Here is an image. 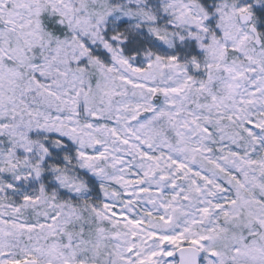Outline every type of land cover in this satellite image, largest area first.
<instances>
[{"label":"rangeland","instance_id":"1","mask_svg":"<svg viewBox=\"0 0 264 264\" xmlns=\"http://www.w3.org/2000/svg\"><path fill=\"white\" fill-rule=\"evenodd\" d=\"M261 1L0 0V264H264Z\"/></svg>","mask_w":264,"mask_h":264},{"label":"water","instance_id":"2","mask_svg":"<svg viewBox=\"0 0 264 264\" xmlns=\"http://www.w3.org/2000/svg\"><path fill=\"white\" fill-rule=\"evenodd\" d=\"M175 256L178 264H201L204 257L203 251L196 246H183L176 250ZM14 264H39L36 260H26Z\"/></svg>","mask_w":264,"mask_h":264},{"label":"flooded vegetation","instance_id":"3","mask_svg":"<svg viewBox=\"0 0 264 264\" xmlns=\"http://www.w3.org/2000/svg\"><path fill=\"white\" fill-rule=\"evenodd\" d=\"M258 1L259 2H262V1L257 0L258 5H260ZM254 21H255V14L253 12H245L244 14H241L240 16L241 24L244 26H248V30L254 38V43L257 45V47H261L262 45L261 32L258 29V27L255 25Z\"/></svg>","mask_w":264,"mask_h":264}]
</instances>
